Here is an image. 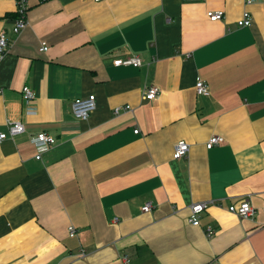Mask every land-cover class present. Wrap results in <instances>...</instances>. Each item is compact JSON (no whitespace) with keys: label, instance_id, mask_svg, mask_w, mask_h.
<instances>
[{"label":"crops","instance_id":"0c3cea01","mask_svg":"<svg viewBox=\"0 0 264 264\" xmlns=\"http://www.w3.org/2000/svg\"><path fill=\"white\" fill-rule=\"evenodd\" d=\"M30 3L15 34L16 3L0 0V132L26 129L0 142V264H264V0ZM130 56L142 65L114 63ZM90 94L96 109L76 118ZM40 131L56 143L36 148ZM212 135L225 141L208 148ZM179 140L191 147L175 159ZM245 200L252 216L228 209Z\"/></svg>","mask_w":264,"mask_h":264},{"label":"built area","instance_id":"2783aa9c","mask_svg":"<svg viewBox=\"0 0 264 264\" xmlns=\"http://www.w3.org/2000/svg\"><path fill=\"white\" fill-rule=\"evenodd\" d=\"M16 3V18L13 26V32L15 34H19L22 30L26 28L28 25V13L31 8V0H14ZM39 2H43L46 0H38ZM98 1V0H97ZM255 0H245L247 5H250ZM209 18L213 21L220 20L223 18L224 13L223 11L219 10H209L207 12ZM240 26H247L252 24V13L246 9L243 12V17L238 21ZM9 48V39L7 37L6 30L0 31V56H2L5 52H7ZM48 45L45 41L42 42L40 47L41 51L48 50ZM116 65H135L141 66L143 61L139 56H130L127 58H118L114 62ZM195 89L197 94L209 96L211 95V89L204 79H199L196 82ZM161 89L158 85H151L146 86L143 91V97L147 100H154L160 94ZM23 99L26 106L27 112H34L36 110V106L34 105V101L36 99L35 91L30 88L29 86L25 85L22 88ZM97 102H96V95L90 94L87 97H80L76 98L72 103V112L76 118L85 120L87 119L90 114L96 109ZM126 108H131L129 105H126ZM116 111H119V108H116ZM8 131L7 132H0V142L6 139L8 136H13L19 133L24 132L25 125L21 121H9L8 124ZM135 132H139V129L136 128ZM56 137L46 131H40L35 134L31 142L36 146V148H48L56 143ZM225 141V138L221 135H212L209 140L207 141V147L212 148L215 145L221 144ZM190 143L186 140H179L176 142L174 146V153L173 158L180 159L188 155L190 151ZM37 158H41V153L36 155ZM210 202L207 201H199L194 202L191 205V215L189 221L193 225H199V214L203 212L208 206ZM152 208L151 202H147L143 206V210L149 211ZM228 209L237 214L241 218H247L254 214L255 209L252 204L245 200L240 202L239 204L232 203L229 205ZM213 228L209 226L208 233L211 234L213 232ZM68 234L70 236H74L76 234V228L73 225L68 226Z\"/></svg>","mask_w":264,"mask_h":264}]
</instances>
